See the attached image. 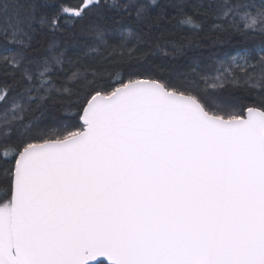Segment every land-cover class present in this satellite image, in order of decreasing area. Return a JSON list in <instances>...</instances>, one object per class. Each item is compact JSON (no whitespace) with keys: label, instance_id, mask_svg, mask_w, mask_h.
Returning a JSON list of instances; mask_svg holds the SVG:
<instances>
[{"label":"snow or ice","instance_id":"snow-or-ice-1","mask_svg":"<svg viewBox=\"0 0 264 264\" xmlns=\"http://www.w3.org/2000/svg\"><path fill=\"white\" fill-rule=\"evenodd\" d=\"M153 5L0 0V264H264V39L175 77L103 81L89 52L137 34L99 10L150 22ZM192 6L212 20V44L264 37V0ZM36 25L68 44L91 39L41 52ZM199 81L256 95L246 104ZM51 101L67 114L55 126L29 118Z\"/></svg>","mask_w":264,"mask_h":264},{"label":"trees","instance_id":"trees-1","mask_svg":"<svg viewBox=\"0 0 264 264\" xmlns=\"http://www.w3.org/2000/svg\"><path fill=\"white\" fill-rule=\"evenodd\" d=\"M56 2L75 7L80 0H56ZM104 2L105 0H101V3ZM107 2L111 4L112 0ZM118 2L122 3L123 0ZM142 2L148 3L150 0H142ZM193 3L194 0H156V5L150 8V22H137L135 12L131 9L129 10L131 14L112 8L100 9L99 11L109 18L112 29H119L122 32L132 31L137 34V38L133 39L128 48L122 50L117 49L113 52L111 49L105 51L101 48L98 51L89 52L87 64L91 65L93 70H99L103 81L109 84L120 80L121 77L126 80L129 75H156L168 78L185 72L193 61L214 64L215 60L225 53L233 55L237 49L254 46L264 39L259 35L245 37L233 33L219 36L220 42L212 44L211 38L214 35L211 29L212 20L194 9ZM185 15L192 16L194 23L199 27L182 24L181 21ZM35 27L32 44L41 52L48 48L52 40H56L61 47H68L71 53L81 52L82 46L91 39L89 36H81L78 45L68 44L60 34L53 36L47 30H41L39 25ZM176 45H184V51L175 52ZM84 51L88 50L84 49ZM198 87L209 94L241 96L246 104L250 103L256 95L254 90H246L233 84L226 85L223 90L212 88L210 90L204 81H199ZM62 107V102L51 101L48 104V111L29 113L28 116L30 119L38 120L42 126L53 127L57 120L67 115L62 114Z\"/></svg>","mask_w":264,"mask_h":264},{"label":"rangeland","instance_id":"rangeland-1","mask_svg":"<svg viewBox=\"0 0 264 264\" xmlns=\"http://www.w3.org/2000/svg\"><path fill=\"white\" fill-rule=\"evenodd\" d=\"M236 53H234L233 55H235ZM208 86V85H207ZM208 89H210L211 90V88L210 87H207Z\"/></svg>","mask_w":264,"mask_h":264}]
</instances>
